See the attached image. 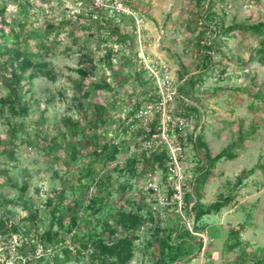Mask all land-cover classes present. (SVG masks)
<instances>
[{
	"label": "rangeland",
	"instance_id": "obj_1",
	"mask_svg": "<svg viewBox=\"0 0 264 264\" xmlns=\"http://www.w3.org/2000/svg\"><path fill=\"white\" fill-rule=\"evenodd\" d=\"M251 26L264 0H0V264H264Z\"/></svg>",
	"mask_w": 264,
	"mask_h": 264
},
{
	"label": "trees",
	"instance_id": "obj_2",
	"mask_svg": "<svg viewBox=\"0 0 264 264\" xmlns=\"http://www.w3.org/2000/svg\"><path fill=\"white\" fill-rule=\"evenodd\" d=\"M246 30L251 31L253 33L259 34V35H264V26H251L246 28ZM19 32H15L11 30V38H13V40L17 43L18 46L20 47H24V51H28L29 50V44H28V40L29 39H34L35 40V47L37 49H42L43 48V42L41 40V38H39L34 31L30 32L29 34H26L23 38V34L24 31L22 28L18 29ZM259 54L262 57V60L264 61V40L262 41V49L259 50ZM206 71V67L202 66V69L199 70V72L197 74H194L193 76H190L187 80H185V82L183 83H189L191 86L194 85V82H200L202 79V76L204 74V72ZM184 85V84H182ZM182 85L179 87V91L182 89ZM93 111H94V115L96 118L102 119V117H104V114L106 113V109L104 108V106L102 105H94L93 106ZM116 150L115 148H113L112 150H109V159L113 158V155L115 154ZM223 157V153H219L217 154L214 158H210L209 156H207V162L206 164L202 167L201 170V174L204 175V177L207 176V174L211 171V169H213L215 163L220 160ZM214 207V206H213ZM215 207L218 208L219 205L215 204ZM205 212H201V211H196L195 215H194V219L198 220L201 215H203ZM70 224L71 226L75 225V219L73 217L70 218ZM51 231H45L42 234V238H44L47 241H51ZM129 243L125 242L123 243V245H114L112 247H105V246H98V250L99 253H101L100 255H104L105 253L108 254L109 257H114L115 259H117L118 261H123L122 260V255L123 252L126 250V248H128ZM39 261H42V259H40Z\"/></svg>",
	"mask_w": 264,
	"mask_h": 264
},
{
	"label": "built area",
	"instance_id": "obj_3",
	"mask_svg": "<svg viewBox=\"0 0 264 264\" xmlns=\"http://www.w3.org/2000/svg\"><path fill=\"white\" fill-rule=\"evenodd\" d=\"M175 160H176V158H175V156L172 154V155H171V161H172V163H174Z\"/></svg>",
	"mask_w": 264,
	"mask_h": 264
}]
</instances>
